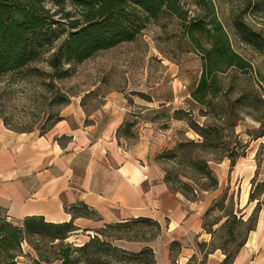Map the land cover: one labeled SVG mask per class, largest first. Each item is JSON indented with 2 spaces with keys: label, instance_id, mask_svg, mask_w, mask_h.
Here are the masks:
<instances>
[{
  "label": "trees",
  "instance_id": "16d2710c",
  "mask_svg": "<svg viewBox=\"0 0 264 264\" xmlns=\"http://www.w3.org/2000/svg\"><path fill=\"white\" fill-rule=\"evenodd\" d=\"M184 3L183 0H0V76H7L10 82L44 77L51 81L62 80L71 75L74 64L121 42L136 39L148 21H157L166 14L175 17L184 36L199 54L201 66L199 76L189 91V99L198 107L197 116L188 108H179L173 109L168 119L185 121L198 139L180 140L158 153L155 161L170 163L169 167L162 168L163 182L170 191L196 201L200 199L199 193L213 190L218 185L209 161L217 163L226 158L233 165L237 158L245 155L247 143L239 139L235 126L244 114H249L246 111L248 107L257 105L264 111V85L256 80L257 76L261 78V74L254 70L249 59L233 49L228 31L218 18L212 1L191 0L194 6L192 15ZM236 3L229 13L232 34L241 45L264 54L263 29L252 28L245 18L250 13L264 15V0H237ZM40 61L48 71L34 65ZM135 94L150 100L142 92ZM68 102V97L61 95L55 103L62 106ZM236 107L241 108L240 111ZM0 118L14 131H30L11 128L1 114ZM59 119L56 114L44 131ZM255 119L263 128L264 115ZM150 120L155 122V118ZM134 122L124 123V134L131 135L130 127ZM263 135L264 129L257 132L254 139ZM263 185L264 182L255 184L257 191L249 193V201L261 192ZM258 206L259 202L250 215L253 224L248 226L246 233L254 227ZM64 210L71 219L51 223L40 216H27L14 222L0 209V264H20L18 257L22 255V245L32 238L56 241L58 250L54 259L60 264L79 261L86 264H155L152 248L127 251L113 245L106 230L117 232L144 225L153 232L151 237H135L132 241H148L161 231L157 221L138 217L104 223L86 242L72 246L65 243V239L77 229L74 219L90 218L96 213L81 202ZM112 238L122 239L119 236ZM211 242H198L200 259L194 255L188 264H205L208 254L215 249L224 254L219 264H232L244 240L232 252H226L222 247L209 248ZM179 247L177 241L169 244L172 264L174 250ZM42 259L50 261L48 257Z\"/></svg>",
  "mask_w": 264,
  "mask_h": 264
},
{
  "label": "crops",
  "instance_id": "0c3cea01",
  "mask_svg": "<svg viewBox=\"0 0 264 264\" xmlns=\"http://www.w3.org/2000/svg\"><path fill=\"white\" fill-rule=\"evenodd\" d=\"M104 101L101 111L90 112H85L79 99L70 101L60 109V119L43 133L14 131L0 118V209L6 217L14 222L27 216L67 222L71 216L64 208L81 202L98 219L76 217V227H89L90 222L94 229L104 223L149 218L160 225L156 238L118 240L116 244L130 251L150 247L155 264H172L169 244L177 241L180 247L174 250V264H188L194 255L200 259L197 243L210 241L203 229L204 213L226 186L235 185L239 209L246 212L244 219L257 202L259 206L254 227L246 233L232 264H264V185L249 201L255 184L264 182V157L257 158L259 147H264V135L252 139L245 155L233 165L226 158L217 162L212 169L217 187L190 201L167 188L155 161L158 153L180 141L176 126H183L184 133L190 131L186 123L171 119L162 130L151 120L136 122V129L130 127L136 139L127 143L129 137L120 134L127 100L116 94ZM223 258L222 251L215 249L205 264H219Z\"/></svg>",
  "mask_w": 264,
  "mask_h": 264
},
{
  "label": "rangeland",
  "instance_id": "374dc122",
  "mask_svg": "<svg viewBox=\"0 0 264 264\" xmlns=\"http://www.w3.org/2000/svg\"><path fill=\"white\" fill-rule=\"evenodd\" d=\"M183 1L184 7L192 15L194 6L191 0ZM211 1L218 18L228 31L233 49L249 59L254 70L261 74V78L257 76L256 80L264 85V54L241 45L232 34L229 25V13L236 7L237 0ZM245 18L252 28L264 31V15L250 13L245 15ZM34 65L43 71H48L43 61ZM200 66L199 54L184 36L177 19L166 14L157 21H148L136 39L121 42L74 64L71 75L62 80L51 81L44 77L10 82L7 76H0V114L5 117L11 128L43 133L48 124L56 118V114H59L60 109L65 106H58L55 103L61 95L68 97V103L79 99L85 112H90L101 111L104 99L117 94L124 97L128 103L124 123L135 121L133 123L135 125L136 122L140 124L142 121L155 118L158 128L163 130L166 128V123L171 120L168 116L172 114L173 109L188 108L195 117L197 116L198 107L189 99V91L199 76ZM135 92L144 93L150 100L142 99ZM256 106L248 107L246 111L249 114H244L235 126V133L242 142L247 143V148L257 132L264 129L255 119L264 115L263 108ZM239 109L241 108L236 107L237 111H240ZM103 117L101 114L102 121H104ZM85 122L89 123L90 120L86 119ZM137 127L138 125H135L131 129ZM176 127L180 128L175 130L180 140L198 139L190 129L188 133H184L183 126ZM120 134L124 138L129 137L127 143H132L136 139L134 135L124 134L123 131ZM227 139L225 138V141L230 142ZM231 144H233L232 140ZM257 153L259 155L257 158L262 159L264 147L260 146ZM156 163L161 170L170 166V163ZM215 164L216 162L209 161L212 169ZM235 188V185L226 186L220 196L211 202L208 211L206 210L207 213L203 216L204 231L210 235L212 241L209 248L214 246L222 247L226 252L234 251L244 240L248 226L253 224L250 219L253 211L247 218H243L246 212L239 209ZM256 191L254 187V192ZM198 195L201 198L204 193ZM90 219L98 218L97 215L91 214ZM88 223L89 227L82 225L83 227H77L71 232L65 243L72 246L80 245L103 225L99 224L100 226L91 229V223ZM87 230L90 232H86ZM152 233L150 228L144 225H136L117 232L106 230V234L111 236L107 238L116 246L118 240L132 241L135 237L150 238ZM114 236L122 239H113ZM56 243L42 238L30 239L29 243L22 245V255L18 257L19 263L60 264L59 260L54 259L58 250ZM42 257H48L50 261L46 262ZM74 264L86 263L79 261ZM129 264L138 263L129 262Z\"/></svg>",
  "mask_w": 264,
  "mask_h": 264
}]
</instances>
